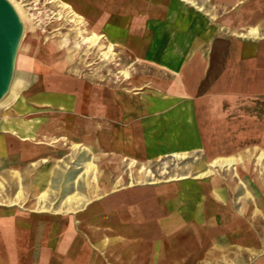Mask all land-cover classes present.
I'll return each instance as SVG.
<instances>
[{
    "label": "crops",
    "instance_id": "1",
    "mask_svg": "<svg viewBox=\"0 0 264 264\" xmlns=\"http://www.w3.org/2000/svg\"><path fill=\"white\" fill-rule=\"evenodd\" d=\"M63 1L111 59L32 51L0 153L40 198L95 183L7 226L6 264H264V0ZM56 150L84 172L53 174Z\"/></svg>",
    "mask_w": 264,
    "mask_h": 264
},
{
    "label": "rangeland",
    "instance_id": "2",
    "mask_svg": "<svg viewBox=\"0 0 264 264\" xmlns=\"http://www.w3.org/2000/svg\"><path fill=\"white\" fill-rule=\"evenodd\" d=\"M15 1L25 10L26 17L23 20L25 35H31L32 42L34 43L33 51L41 52L47 46H51L58 50V54L61 56L65 55L76 65L84 67L85 70H91L95 59L98 60V50L94 47H87L85 44H81L79 47L75 46V42L80 38L77 32L81 27L75 22L70 21L69 16L66 15L57 3L50 2L49 0ZM83 25L84 27L82 28L91 30L88 23L84 22ZM13 81L15 82L12 88L17 90V92H13L11 88ZM30 89L28 74H23L19 70L18 63L14 62L11 68L9 86L0 94V119L5 114L12 115L13 113H17V110H12L10 107L4 108V104L29 93ZM55 153L56 156L52 160L54 162L52 167L53 174H56V172H84L85 166L76 164L77 151L73 153L70 150L69 153L66 152L64 154L63 150H56ZM14 165H16V162L13 156H5L0 153V182L2 183V186H0V264L7 263V260H5L6 244L3 239L5 231L8 230L7 226H11L14 221L22 223L33 219H42L46 215H61L52 211L64 205V199L68 195L77 193L82 188L87 189L92 187L93 183H95L87 180H64L60 179L57 175H53L56 178L58 177V180L55 178L53 180L42 181L41 186L47 189V196L45 199L43 197L40 198L37 197L39 191L34 189V183L29 179V174L34 170L32 171L29 163L26 162L15 166L17 167L15 169L21 174V186L23 189V194L17 197V191L13 189L12 177L9 175L14 169ZM14 199L17 202H11ZM45 207H48L47 210H43Z\"/></svg>",
    "mask_w": 264,
    "mask_h": 264
},
{
    "label": "bare ground",
    "instance_id": "3",
    "mask_svg": "<svg viewBox=\"0 0 264 264\" xmlns=\"http://www.w3.org/2000/svg\"><path fill=\"white\" fill-rule=\"evenodd\" d=\"M49 1L57 3L64 10L66 15L69 16L70 21H73L78 25L84 24L82 22V18L78 16L72 10L71 6L67 2L63 0H49ZM1 2L8 8L11 14L12 21H13V27L11 29L10 38L5 45V51H4L5 65H4V71L2 72V75L0 78V93H2L4 89H6L9 86L10 78H11V68L13 67L14 62H17L18 64H24V63L27 64L31 59L29 54H31L32 51L34 50L33 48L34 43L32 42L31 35H25V26L23 23V20L26 17L25 10L22 9L19 3L16 2L15 0H1ZM78 33L82 34L81 28H79V31L77 32V34ZM100 40H101V36H95L93 34H85V35H82L80 42L77 41L75 43V46L79 47L80 44L82 43L88 47L96 46L98 50H101V58L105 60H110L112 56L113 48L111 45H108L107 48L103 49V44L100 42ZM122 74L125 77L129 76V72L127 70H123ZM14 82L15 81H13L11 88L14 87ZM12 89H13V92H17V90H15L14 88ZM9 175L10 177H12V179L15 178L17 183L19 184L18 190L16 192V196L17 197L21 196L23 189L21 186L19 172L16 170H12L11 174ZM1 184L2 183L0 182V186H2ZM42 194L44 198L45 193H42ZM11 202H17V200L14 199V200H11Z\"/></svg>",
    "mask_w": 264,
    "mask_h": 264
},
{
    "label": "water",
    "instance_id": "4",
    "mask_svg": "<svg viewBox=\"0 0 264 264\" xmlns=\"http://www.w3.org/2000/svg\"><path fill=\"white\" fill-rule=\"evenodd\" d=\"M13 27V21L8 8L0 0V78L4 71V51ZM1 94V93H0Z\"/></svg>",
    "mask_w": 264,
    "mask_h": 264
}]
</instances>
